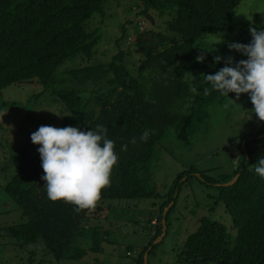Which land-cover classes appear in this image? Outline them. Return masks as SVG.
<instances>
[{
    "label": "trees",
    "instance_id": "obj_1",
    "mask_svg": "<svg viewBox=\"0 0 264 264\" xmlns=\"http://www.w3.org/2000/svg\"><path fill=\"white\" fill-rule=\"evenodd\" d=\"M241 1L140 0L136 17L154 12L168 19L163 23V32L142 33L134 28L138 34L133 47L139 56L134 72L123 64L124 52L119 49L128 27L133 25L130 20L120 24L118 52L111 61L91 63L103 27L110 23L106 20L110 0H0V93L10 85L34 81L48 90L50 100L59 104L60 114L65 115L57 128L72 126L90 131L98 124L104 125L118 155L111 183L103 190L101 200L93 209L76 212L74 205L48 198L46 181L41 179L45 173L38 148L42 146L30 140L16 151L12 158L14 174L2 190L24 219L8 231L21 249L33 247L27 250L28 261L41 253V257L50 256L60 264L80 260L84 249L99 251L104 238L100 228L90 223L100 220L105 210L102 204L109 201L164 199L156 224L150 220L155 226L151 241L157 239L163 218L167 229L182 185L194 177L216 190V197H212L215 205L229 218L218 222L202 217L176 252L175 263L264 264V179L254 169L249 170L254 149L247 142L239 147L243 162L225 181H212L203 174L196 177L197 172L189 168L160 197L149 175L154 147L166 131L174 128L177 139L187 142L199 112L224 100L225 96L211 90L203 79L202 74L212 72H204L196 63L195 44L207 35L229 31ZM78 60L84 64L68 68L70 62ZM87 82L96 89L83 88ZM206 87L210 89L208 95L204 94ZM185 103L190 106L189 112L181 115L179 108ZM5 104L1 102L0 109ZM146 130L149 138L146 143L140 142ZM262 134L261 121L252 142L257 143ZM133 137L136 144L131 143ZM125 144L127 151H122ZM236 175L232 186H222ZM183 177L186 179L180 183ZM171 202L163 217V209ZM88 241L90 244H86ZM80 245L84 248H74ZM146 250L136 264H143Z\"/></svg>",
    "mask_w": 264,
    "mask_h": 264
},
{
    "label": "rangeland",
    "instance_id": "obj_2",
    "mask_svg": "<svg viewBox=\"0 0 264 264\" xmlns=\"http://www.w3.org/2000/svg\"><path fill=\"white\" fill-rule=\"evenodd\" d=\"M139 2L140 0H110L106 9V20L111 24L106 23L103 27L101 40L99 39L94 49L92 64L111 61L118 52L116 41L121 37L120 24L130 20L133 25L128 27L126 39L119 49L124 52L123 64L133 71L137 69L139 56L134 51L133 43L138 32L134 28H138V22H141L144 29L142 33L163 32V23L168 19L159 17L154 12H149V16L136 17V6ZM247 16L253 17L255 23L249 21ZM250 26L257 27V30L264 28V0H242L235 9L229 31H219L198 40L195 44L196 57L201 51L197 46L205 41L216 43L213 47L217 51L208 52L203 63L195 59L196 63L204 72L215 74L225 64L223 60L216 63L214 55L225 59L231 56L237 62L247 59L241 53L231 51L228 44L250 43ZM82 64L84 63L79 60L70 62L68 68L75 69ZM96 87L87 82L83 88L91 91ZM47 91L33 81L10 85L0 93V103H6L4 108L0 109V264H56L52 257H41V253L37 254L33 261H28L30 254L27 252L32 251L33 247H29L27 251L16 245L9 235L8 228L24 219L14 202L2 190L14 174L12 158L16 151L30 142L31 134L41 125L56 127L62 119L57 115H63L60 114L59 104L50 100ZM85 95H89V92ZM189 108L185 103L183 108H179V112L186 115ZM253 108L249 94H241L237 98L235 93H229L221 103H214L199 112V118H195L192 134L187 142L177 139L174 128H169L154 147L149 174L150 184L157 186L159 196H165L177 177L189 168L197 172L196 177L203 174L216 182L230 178L243 162L239 147L241 144L242 148L244 142L254 149V161L249 170L254 169L253 164L258 158L264 157V134L258 137L257 143L252 142L260 130L261 122L251 110ZM246 135L248 137L241 142ZM185 179L186 177H183L180 183H184ZM216 194L214 188L206 187L194 177H189L182 185L178 199L175 200L176 206L168 217L167 234L157 243V239L151 241L154 235V225L151 224L155 222L150 224V220L158 219L159 206L164 199L160 200L158 197L153 200L105 202L102 204L105 210L100 213L99 223H90L100 228L101 237L104 238L100 242L99 251L94 253L90 249H84L85 255L80 260H67L60 264H136L145 248L147 250L142 255L143 262L147 253V264H176V252L187 236L197 229L202 217L218 222H221V218L228 217L224 215L221 207L215 205ZM74 248L84 247L80 245ZM127 252L130 253L129 256L126 255Z\"/></svg>",
    "mask_w": 264,
    "mask_h": 264
},
{
    "label": "clouds",
    "instance_id": "obj_3",
    "mask_svg": "<svg viewBox=\"0 0 264 264\" xmlns=\"http://www.w3.org/2000/svg\"><path fill=\"white\" fill-rule=\"evenodd\" d=\"M247 18L255 23L253 17ZM140 24L138 22L139 31ZM249 31L252 36L250 43L228 44L231 51L239 52L247 59L237 62L231 56L225 59L214 55V61L220 63L223 60L225 66L215 74H202V77L210 84L211 90L218 91L222 96L235 93L239 98L241 94H249L254 105L251 110L264 122V28L257 30V27L250 26ZM220 39L223 42L222 36ZM214 44L205 41L197 46L201 51L196 61L203 63L208 52L217 51ZM204 94H210V89L204 88ZM57 115L61 118L65 116ZM149 135L146 130L140 136V142L146 143ZM31 140L42 145L38 148L45 173L41 179L46 181L48 198L70 203L75 206L76 212L95 208L103 190L110 185L113 169L118 164L114 141L108 138V128L98 124L90 131H82L79 127L41 125L31 134ZM131 143L136 144L137 139L133 137ZM121 150L127 151V144ZM253 168L264 179V157L258 158Z\"/></svg>",
    "mask_w": 264,
    "mask_h": 264
},
{
    "label": "water",
    "instance_id": "obj_4",
    "mask_svg": "<svg viewBox=\"0 0 264 264\" xmlns=\"http://www.w3.org/2000/svg\"><path fill=\"white\" fill-rule=\"evenodd\" d=\"M22 83H33V81H24ZM237 178H238V175H236L231 181H229L228 183L223 184L222 186H224V187L232 186L236 182ZM171 205H172V202L167 206V208L164 209V213L162 214L163 217L165 216L166 212L171 207ZM161 224H162V233L157 238V240L155 241V243L161 241L163 239V237L165 236V234H166V226H165V220H164V218L162 219ZM146 257H147V253L144 256V262H143V264H147Z\"/></svg>",
    "mask_w": 264,
    "mask_h": 264
},
{
    "label": "built area",
    "instance_id": "obj_5",
    "mask_svg": "<svg viewBox=\"0 0 264 264\" xmlns=\"http://www.w3.org/2000/svg\"><path fill=\"white\" fill-rule=\"evenodd\" d=\"M143 30V28H142V26H141V24H140V31H142Z\"/></svg>",
    "mask_w": 264,
    "mask_h": 264
},
{
    "label": "crops",
    "instance_id": "obj_6",
    "mask_svg": "<svg viewBox=\"0 0 264 264\" xmlns=\"http://www.w3.org/2000/svg\"><path fill=\"white\" fill-rule=\"evenodd\" d=\"M152 222H155V224H156V222H157V219H156V220H154V219H153V220H152Z\"/></svg>",
    "mask_w": 264,
    "mask_h": 264
}]
</instances>
